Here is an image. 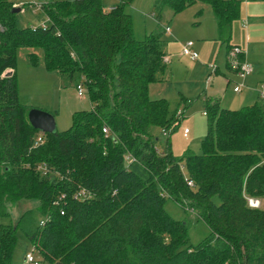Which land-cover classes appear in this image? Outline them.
I'll list each match as a JSON object with an SVG mask.
<instances>
[{
    "label": "trees",
    "instance_id": "16d2710c",
    "mask_svg": "<svg viewBox=\"0 0 264 264\" xmlns=\"http://www.w3.org/2000/svg\"><path fill=\"white\" fill-rule=\"evenodd\" d=\"M197 1L212 6L220 39L230 42L243 0H157L155 8L161 19L163 6L177 14ZM133 2L110 9L104 0H46V27H20L14 2L0 0V219L9 205L36 200L45 220L28 210L1 223L0 264H13L19 232L49 264H264V209L249 205L264 197V98L227 109L207 94L203 153L176 156L170 137L181 107L150 96L151 84L167 79L165 41L135 35L126 11ZM39 47L48 71L86 86L92 108L36 144L41 131L16 69L20 48ZM84 188L91 197H76ZM168 199L194 209L209 236L191 244Z\"/></svg>",
    "mask_w": 264,
    "mask_h": 264
},
{
    "label": "rangeland",
    "instance_id": "374dc122",
    "mask_svg": "<svg viewBox=\"0 0 264 264\" xmlns=\"http://www.w3.org/2000/svg\"><path fill=\"white\" fill-rule=\"evenodd\" d=\"M10 1L14 2L15 8H21L17 12L20 27L30 25L37 27L46 23L47 20L44 19L41 11L42 4L46 0ZM139 1L137 5L129 4L126 7L132 18L135 35L142 39L152 33H161L165 41V51L171 59L167 62V79L151 84L150 96L153 99L167 98L174 108L181 107L179 110L182 112L181 120L170 137L174 154L180 158L188 152L202 154L203 141L209 128V116L204 114L208 110L202 96L215 88L222 90L221 107L227 109H240L257 99L255 91L253 97L247 98L248 89L242 93L234 90L237 83L242 82L238 73L240 65L245 61L244 55L231 56L233 60L235 59L234 64L232 62L234 72L227 70L226 59L228 62L231 46L242 45L246 60L256 68L250 77L252 85L256 87L254 84L256 80L253 78L255 75L260 76L264 68V0H243V13L233 24L230 42H223L220 39L217 18L209 3L197 1L177 14H174L169 6H163L164 15L160 19L155 8L156 0ZM168 25L172 28L171 33L165 31ZM188 42L194 43V49L199 54L198 58L183 54L184 46ZM33 52L39 59L35 64L29 59V54ZM217 67L220 70L218 73L215 72ZM16 73L21 101L34 108L51 112L59 131L71 127L73 115L77 111L92 108L85 85L84 95L79 96L77 85L66 75L46 69L44 50L40 47L18 50ZM245 88L247 85L243 87ZM257 88L264 90L261 84H258ZM186 129L189 131L186 132ZM162 133L166 136L164 130ZM181 164L183 174L188 176L186 162L182 161ZM257 199L261 200L258 207L264 209V197ZM215 201L219 203L220 198L216 197ZM38 205L39 202L36 200H23L9 205L11 215L0 219V224L16 223L28 210H33L36 222H40L44 217L37 210ZM166 209L174 218L187 221L191 244H198L209 236L208 225L194 209L183 207L173 199L167 200ZM18 235L20 241L14 252L13 264H35L29 262L26 257L28 251L35 245L30 242L27 244L28 239L22 232ZM34 255L39 260V264H49L43 261L37 248Z\"/></svg>",
    "mask_w": 264,
    "mask_h": 264
},
{
    "label": "built area",
    "instance_id": "2783aa9c",
    "mask_svg": "<svg viewBox=\"0 0 264 264\" xmlns=\"http://www.w3.org/2000/svg\"><path fill=\"white\" fill-rule=\"evenodd\" d=\"M110 9H112V7H110ZM41 10H42V7H41ZM43 27H46V23L43 25ZM0 30H3V27L1 25H0ZM165 31L166 32H170L171 28L169 26H166L165 27ZM183 54L190 55L192 58H198V56H199V54L194 49V43L193 42H188L184 46ZM230 54H229L230 61H231V63L233 62V64H234L235 59L233 60L231 58V56L237 57L238 55H245V51L242 49L241 46L235 45V46L232 47V51H231ZM165 61L168 62L169 59L167 57H165ZM233 64H232V66H233ZM253 70H254L253 65L250 64L245 59V61L239 67V73L238 74L242 78V82L237 83V86L234 89L236 92H241L243 87H245L247 85L246 84V78L252 73ZM77 89H78V95L79 96H83L84 93H85L84 84L83 83L79 84L77 86ZM260 95H261L262 98H264V90L263 91L260 90ZM205 114H207V112H205ZM103 131L105 133H108L109 132V128L108 127H104ZM185 131L188 132L189 129H186ZM164 133H165V135L168 134V132L165 131V130H164ZM43 141H44V136H43V132L41 131V134L37 137L36 144L39 143V142H43ZM190 184H192V181H190ZM91 195H92L91 192H89L87 189L84 188V189H81V190H79L77 192L76 197H78V198H89V197H91ZM260 202H261V200H258L256 197L249 199V205L252 206V207H258ZM57 203L59 204L60 202L57 201ZM62 213H64V210H62ZM40 224L44 225L45 224V220H41ZM35 251H36V248H35V246H33L30 249V251H28L26 257H27V260L29 262H32V263H35V264H39V260H37L35 255H34Z\"/></svg>",
    "mask_w": 264,
    "mask_h": 264
},
{
    "label": "crops",
    "instance_id": "0c3cea01",
    "mask_svg": "<svg viewBox=\"0 0 264 264\" xmlns=\"http://www.w3.org/2000/svg\"><path fill=\"white\" fill-rule=\"evenodd\" d=\"M157 1V0H156ZM104 2H105V4H106V8H110V7H114V6H116L118 3H120V0H104ZM109 2V3H108ZM138 3H140V1L139 0H134V2L133 3H131L130 5H137ZM110 6V7H109ZM42 11V10H41ZM242 13H243V9H242ZM245 25L248 27V24L247 23H245ZM169 26V25H168ZM170 27V26H169ZM217 27H218V25H217ZM171 28V27H170ZM172 32V28H171V31L169 32V33H171ZM240 46V45H239ZM242 46V45H241ZM230 51V50H229ZM227 54H229L228 52H227ZM168 59H169V61L168 62H170V57L167 55L166 56ZM244 58L246 59V53H245V55H244ZM226 67H227V70H229V71H232V68L228 65V63H227V59H226ZM254 67V71H253V73L255 72V66H253ZM220 70H219V67H217L216 68V70H215V72L216 73H218ZM232 72H234V71H232ZM253 73L246 79V84H247V88H245V89H243L241 92H238V93H242L244 90H246V89H248V91H249V93H248V95H247V98H251V97H253V92L255 91L256 93H255V95L257 96L256 98L258 99V97L259 96H261L260 95V90L257 88L258 87V84H261V85H263L264 86V68H263V70L261 71V75L259 76H256L255 75V77L253 78V79H255L256 80V83H254L255 85H256V87H254L253 85H252V82H251V79H250V77L253 75ZM232 79H229V81H231ZM157 83H160V82H157ZM153 84V83H152ZM250 85V86H249ZM253 86V87H252ZM150 89H151V86H150ZM250 90H251V92H250ZM217 91H220V92H217ZM220 93H223V91L222 90H220V89H218V88H215L212 92H206L202 97L205 99V101H206V98H205V96L208 94V96H210L211 98H215V99H217L218 101H219V103H220V106H221V96H220ZM257 99H256V101H257ZM251 100V99H250ZM255 101V102H256ZM254 102V103H255ZM207 112V111H206ZM205 114V113H204ZM206 116H208L207 114H205ZM25 241V240H24ZM27 244H30L29 243V241L27 240V242H26Z\"/></svg>",
    "mask_w": 264,
    "mask_h": 264
},
{
    "label": "water",
    "instance_id": "95a60500",
    "mask_svg": "<svg viewBox=\"0 0 264 264\" xmlns=\"http://www.w3.org/2000/svg\"><path fill=\"white\" fill-rule=\"evenodd\" d=\"M14 12H19L21 8H14ZM14 74L13 69L6 70L2 76L11 77ZM29 120L33 127L44 132L52 133L57 131V123L54 115L49 112L39 108H31L28 114Z\"/></svg>",
    "mask_w": 264,
    "mask_h": 264
}]
</instances>
